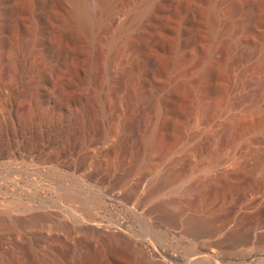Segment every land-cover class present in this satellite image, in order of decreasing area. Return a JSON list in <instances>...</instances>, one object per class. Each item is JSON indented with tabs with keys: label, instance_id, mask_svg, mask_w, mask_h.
Here are the masks:
<instances>
[{
	"label": "rangeland",
	"instance_id": "rangeland-1",
	"mask_svg": "<svg viewBox=\"0 0 264 264\" xmlns=\"http://www.w3.org/2000/svg\"><path fill=\"white\" fill-rule=\"evenodd\" d=\"M101 2L108 13L97 0H0V98L21 97L27 138L109 135L60 170L0 162V209L29 219L22 232L0 222V264H113L116 245L83 221L135 239V264H264V239L230 234L245 212L264 234V0ZM205 183L220 231L195 242L156 206ZM196 208L185 212L209 214ZM48 213L60 215L33 222ZM210 239L230 248L215 256Z\"/></svg>",
	"mask_w": 264,
	"mask_h": 264
},
{
	"label": "bare ground",
	"instance_id": "bare-ground-1",
	"mask_svg": "<svg viewBox=\"0 0 264 264\" xmlns=\"http://www.w3.org/2000/svg\"><path fill=\"white\" fill-rule=\"evenodd\" d=\"M101 3H102L101 0H97V5L99 6L101 13L102 14L108 13L106 11H103ZM84 15H86V14L84 13L83 17H84ZM86 16H85V20H86ZM82 20H84V18H82ZM0 35H1V32H0ZM0 46H2L1 43H0ZM2 96L3 95H1V98H2ZM6 96H4V98ZM1 98H0V100H2ZM20 98L21 97L16 95L14 92H11V93L8 92V96L5 98V100L0 101V108L2 109L1 112L3 111L2 114H4L3 124L0 125V142L4 143V145H6L5 151L0 150V162H6L8 164H11L12 166H14L16 172L18 169L27 168L28 164L29 165L30 164H38V165L41 164L42 165V163H47L46 162L47 159H49L52 166L54 165L57 169L60 170V168H63V167L64 168L72 167L73 161H75L74 159L77 158L78 155L79 156L80 155L81 156L88 155L91 152L101 153V152L106 150V148H107L106 145H108L107 142L109 140L108 139L109 135H106L105 133H104L105 135H103V136L101 135V137H99V138L94 137L95 139H93V138L91 139L89 136V137H85L81 141L74 140L73 139L74 137L73 138L72 137L62 138V136L61 137H57V136L55 137L54 136V138H52V137L42 138L43 136H41V138H39L40 136L37 137V136L33 135L32 137L27 138V134H28L27 129L29 126V124H28L29 122L23 123V125H22V123H19L16 119L18 106H19V104H21ZM35 126L37 127V124ZM29 134H30V132H29ZM69 135H71V134H69ZM13 138H15V139L13 140ZM52 147L57 148V149H55L56 150L55 156L54 155L50 156L49 155L50 153L49 154L46 153V151ZM240 153H241V150L234 147L230 151H228L227 154L223 158H218L217 160L215 159V161L212 164V167H220L224 164V162L226 160L233 159L236 156H238ZM145 163H146L145 166L147 168H154L157 165V158L149 157ZM73 170H75V168H73ZM228 173L229 172H227V174ZM168 174L170 176V174H172V173H168ZM228 175L229 176L231 175V177H232L233 173L232 174L229 173ZM169 176H168V178H169ZM9 178H10V176H9ZM168 181H169V179H168ZM166 182H167V179H166ZM211 183H212V185H216V184H218V181L216 182V184H213V182H211ZM209 184L207 183L206 184L207 186L202 184V185L196 187L197 190H191V189L190 190L188 189L187 191L185 190L186 191L185 196L187 198V200L185 199L186 204L182 202V201H184V199L181 200L180 202L178 200L176 201L174 199L173 200L169 199V200H165V201L161 202L160 204H158L156 206L157 207L156 211L159 210V212H157L158 214H155L156 213L155 210H154L155 211L154 214L161 219H167L172 223L180 225L182 233L185 236L191 237L192 240L195 242H197L201 239H205V238H214V236H216L219 233L220 228L219 229L217 228L218 221L215 219L214 212H212L214 204H213V202L211 203L210 200L212 201L214 198H211V196H210V189L212 190V188H211V185L209 186ZM260 187L263 191V197H264V185L261 184ZM112 188H113V190L116 189V187L115 188L112 187ZM71 190L72 189L67 191L66 196L68 199L71 198L70 200H73L74 195H73V192ZM74 190L75 189H73V191ZM185 196L183 194L182 197H185ZM142 204H143V202L139 201V203L135 207H140ZM193 206L202 209V211H204L203 209H208L209 211H207V210L206 211L209 214H207V215H201V214L200 215H197V214L191 215V214H188L189 212L186 213L187 212L186 208L189 209V207H193ZM61 208H62V211H67V212L72 211L71 206L64 207L61 205ZM3 209L4 208L0 209V222H6V223L8 222L7 224H9V226L7 224H6V226L9 229L5 227L6 230L7 229L11 230V231L18 230L19 228L22 227V225L26 224L29 221V219L27 220V218H16L17 216L15 217L14 212L12 213L13 214L12 215L11 212L8 211L9 209L7 210L5 208L7 210V212H5L6 210H3ZM185 210H186V212H185ZM152 212H153V210L150 212V214ZM204 213H205V211H204ZM59 215L60 214H58V213L39 214V216H37V215L35 216L36 218L33 217V219H34L33 222H40V223L46 222L49 219H51L52 216H59ZM152 215H153V213H152ZM235 220L238 223V227L236 226L237 228L236 229L233 228L234 231L232 230V233L230 232L233 240L238 239V238H240V239L243 238V239H246L248 241H255V242L260 243V241H262L264 239V238H262V237H264V234L262 232H259V227L257 225H255V224L254 225L253 224L248 225V226L245 225V221L250 220V216L248 215V213L245 212V213H242V214L236 216L234 221ZM60 224L66 225L63 222H60ZM79 228L85 234H87L89 236L91 235V236H98V237L107 238V239L111 240L116 245V247H117L116 254L111 255L110 251L106 252L107 257L111 260V262L113 264H135L134 258H138L142 255V253H144V250L142 251L141 250L142 248H140L139 246L136 245L138 242L136 243V241H134L135 239L128 237L124 233H117L116 231H113L114 229L112 230V227H110V226H104L103 227L101 224H90L88 221H83ZM18 231L20 232L21 230H18ZM8 233L10 234V232H8ZM13 234L17 235L16 232H14ZM0 235L3 236V234H0ZM20 235H21V233H20ZM4 236H6V235H4ZM12 236H14V235H12ZM7 239H8V237H7ZM2 240H3V238H2ZM35 240L40 241V239H35ZM210 240L211 241H208V242L212 246V251H213V254L215 256H217L218 254L223 252L226 248L227 249L230 248V247L224 246L219 241H216L213 239H210ZM5 241H6V239H5ZM13 241H14V239H13ZM39 243H41V242H39ZM152 254H153V252H152ZM129 255H132L134 257V258L132 257L133 260H131L129 258V257H131Z\"/></svg>",
	"mask_w": 264,
	"mask_h": 264
},
{
	"label": "water",
	"instance_id": "water-1",
	"mask_svg": "<svg viewBox=\"0 0 264 264\" xmlns=\"http://www.w3.org/2000/svg\"><path fill=\"white\" fill-rule=\"evenodd\" d=\"M179 264V263H178Z\"/></svg>",
	"mask_w": 264,
	"mask_h": 264
}]
</instances>
